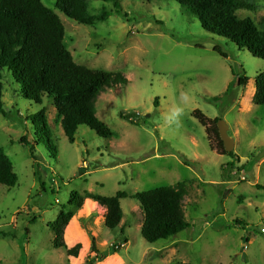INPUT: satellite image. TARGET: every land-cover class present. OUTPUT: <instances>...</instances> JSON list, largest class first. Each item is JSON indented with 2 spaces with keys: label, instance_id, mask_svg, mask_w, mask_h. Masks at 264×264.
I'll return each mask as SVG.
<instances>
[{
  "label": "rangeland",
  "instance_id": "374dc122",
  "mask_svg": "<svg viewBox=\"0 0 264 264\" xmlns=\"http://www.w3.org/2000/svg\"><path fill=\"white\" fill-rule=\"evenodd\" d=\"M41 1L60 17L76 63L122 72L127 83L96 102L111 136L79 126L69 143L53 102L34 104L3 73L0 149L17 182L0 186V264H88L91 237L107 252L96 264H264V105L252 102L264 60L205 31L174 0H84L90 24L66 17L55 0ZM240 2L246 6L236 16L264 31V0ZM239 74L248 78L243 87ZM40 108L49 133L29 119ZM195 109L225 121L233 154L217 153ZM179 182L188 227L153 243L142 237L143 211L130 197L120 199L123 216L114 229L93 202L68 204L72 192L130 196ZM62 209L74 212L65 243L81 244L77 257L52 245L47 225Z\"/></svg>",
  "mask_w": 264,
  "mask_h": 264
},
{
  "label": "trees",
  "instance_id": "16d2710c",
  "mask_svg": "<svg viewBox=\"0 0 264 264\" xmlns=\"http://www.w3.org/2000/svg\"><path fill=\"white\" fill-rule=\"evenodd\" d=\"M174 1L193 13L205 31L224 37L238 49H245L252 56L264 60V31L259 30L252 19L236 16V11L246 6L240 0ZM55 6L66 17L78 23L90 24L94 20L87 12L84 0H55ZM63 41L64 26L60 17L41 0H0V81L6 72L19 85V91L34 104L41 105L43 98L51 100L69 143L75 141L79 126L88 127L100 137H110V129L96 115V102L106 90L119 84L125 85L127 78L119 71L109 72L76 63ZM230 68L232 74L236 75L233 68ZM247 81L246 76L237 75V85L240 87L246 85ZM252 102L264 105V70L256 76ZM1 112L3 101L0 82ZM192 115L204 126L208 139L214 138L217 153L233 154L224 149L218 134V118L210 119L198 109ZM120 118L132 122L130 115L120 114ZM29 119L34 129L38 122L41 132L49 133L44 108L34 112ZM34 134L37 135L36 132ZM16 182L17 175L11 162L0 149V186L12 187ZM185 194V185L179 182L175 186H161L130 196L124 191H118L112 196L72 192L68 204L80 209L86 199L94 201L104 209V225L114 229L123 216L120 199L130 197L139 203L143 211L141 235L147 242L153 243L175 236L188 227L181 208ZM73 216L72 210L62 209L47 226L54 235L53 247L64 249L67 256L77 257L81 244L67 247L65 243V229ZM120 233L123 234L122 229ZM120 244L114 243L112 251H117ZM90 250L94 256L88 264H96L107 255L106 251L98 249L93 237Z\"/></svg>",
  "mask_w": 264,
  "mask_h": 264
},
{
  "label": "water",
  "instance_id": "95a60500",
  "mask_svg": "<svg viewBox=\"0 0 264 264\" xmlns=\"http://www.w3.org/2000/svg\"><path fill=\"white\" fill-rule=\"evenodd\" d=\"M218 134L223 142L226 152H231L234 149V140L227 134L228 125L223 120L217 121Z\"/></svg>",
  "mask_w": 264,
  "mask_h": 264
},
{
  "label": "crops",
  "instance_id": "0c3cea01",
  "mask_svg": "<svg viewBox=\"0 0 264 264\" xmlns=\"http://www.w3.org/2000/svg\"><path fill=\"white\" fill-rule=\"evenodd\" d=\"M253 93H254V89H253ZM86 200H89V199H86ZM91 202H93L94 204H95V206H97V204L94 202V201H92V200H90ZM98 207V206H97ZM100 208V207H99ZM102 208H100V211L102 212V221L104 220V209H102Z\"/></svg>",
  "mask_w": 264,
  "mask_h": 264
},
{
  "label": "built area",
  "instance_id": "2783aa9c",
  "mask_svg": "<svg viewBox=\"0 0 264 264\" xmlns=\"http://www.w3.org/2000/svg\"><path fill=\"white\" fill-rule=\"evenodd\" d=\"M261 232H263V233H264V227H262V228H261Z\"/></svg>",
  "mask_w": 264,
  "mask_h": 264
},
{
  "label": "bare ground",
  "instance_id": "6f19581e",
  "mask_svg": "<svg viewBox=\"0 0 264 264\" xmlns=\"http://www.w3.org/2000/svg\"><path fill=\"white\" fill-rule=\"evenodd\" d=\"M253 90V89H252Z\"/></svg>",
  "mask_w": 264,
  "mask_h": 264
}]
</instances>
